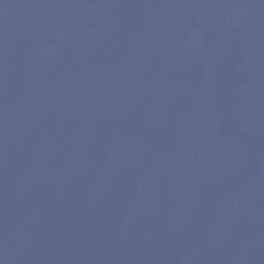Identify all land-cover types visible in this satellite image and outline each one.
<instances>
[{"label": "water", "instance_id": "obj_1", "mask_svg": "<svg viewBox=\"0 0 264 264\" xmlns=\"http://www.w3.org/2000/svg\"><path fill=\"white\" fill-rule=\"evenodd\" d=\"M0 264H264V0H0Z\"/></svg>", "mask_w": 264, "mask_h": 264}]
</instances>
